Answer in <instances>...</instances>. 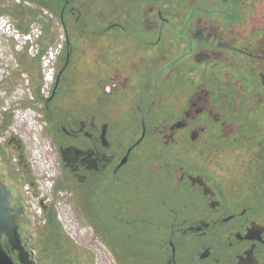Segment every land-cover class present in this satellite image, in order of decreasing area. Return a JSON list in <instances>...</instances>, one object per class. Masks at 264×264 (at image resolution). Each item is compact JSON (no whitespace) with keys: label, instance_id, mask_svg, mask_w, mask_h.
<instances>
[{"label":"flooded vegetation","instance_id":"af4514ba","mask_svg":"<svg viewBox=\"0 0 264 264\" xmlns=\"http://www.w3.org/2000/svg\"><path fill=\"white\" fill-rule=\"evenodd\" d=\"M0 24L30 35L0 29L2 94L21 91L0 181L32 264H65L30 233L49 213L79 264H264V0H0ZM26 133L53 152L48 190Z\"/></svg>","mask_w":264,"mask_h":264},{"label":"built area","instance_id":"2783aa9c","mask_svg":"<svg viewBox=\"0 0 264 264\" xmlns=\"http://www.w3.org/2000/svg\"><path fill=\"white\" fill-rule=\"evenodd\" d=\"M7 27L8 26L0 24L1 31L8 32V36H14L18 43L26 42L28 40L30 35H19L17 31L13 29L8 30ZM43 60L45 61L43 66V74L45 77H47L49 76V71L51 69L48 65L49 57H44ZM3 72L4 67L0 65V77L3 75ZM44 83L46 84V80ZM16 116L17 115H15V117ZM23 139L25 140L26 148L29 154L28 157L30 159L29 161H31L33 170L38 177L43 179V182L41 183L42 189L48 190L47 184L54 173V160L46 156L47 154L45 153L46 150H49V148L47 147L46 142H35L29 137L27 133L23 135ZM57 212L65 232L77 243L91 246V244L88 242L86 233L84 232V228L81 227L77 220L72 216L69 206L63 202H59L57 204Z\"/></svg>","mask_w":264,"mask_h":264},{"label":"water","instance_id":"95a60500","mask_svg":"<svg viewBox=\"0 0 264 264\" xmlns=\"http://www.w3.org/2000/svg\"><path fill=\"white\" fill-rule=\"evenodd\" d=\"M12 200L10 190L0 181V264H15L8 255L6 248L17 251V258L20 264H32L28 252L21 245L18 225L15 223L14 210L9 206ZM1 236L5 237L4 245L1 242Z\"/></svg>","mask_w":264,"mask_h":264},{"label":"rangeland","instance_id":"374dc122","mask_svg":"<svg viewBox=\"0 0 264 264\" xmlns=\"http://www.w3.org/2000/svg\"><path fill=\"white\" fill-rule=\"evenodd\" d=\"M3 37H6V36H1L0 35V55H2L3 54V50L4 49H6L7 47H8V42H6L5 40H4V38ZM17 42L15 41V44H16ZM8 52L4 55V56H2V58H0V59H6L7 58V56H8ZM1 57V56H0ZM5 70H6V68H5ZM27 73H28V71H27ZM30 76V75H29ZM32 83V84H31ZM30 83V85L33 87V88H35L36 89V87L35 86H37V84L36 83H34V82H31ZM19 84L20 83H18V80H17V78L15 77L14 79L12 78V79H9V80H7V82H6V84H5V90L7 91V93L6 94H2L3 92V89H1L0 88V110H1V108H2V106H5L6 105V102H8V103H11L10 102V100H12L11 98L12 97H10V94L11 93H13L14 91H16V95L18 96L19 95V93L21 92V91H18L17 90V88H18V86H19ZM8 90H7V89ZM19 89V88H18ZM10 92V93H9ZM24 100V99H23ZM23 100H22V102H23ZM26 104H28V103H26ZM30 105L28 104L27 105V108H25V109H27V112L29 111V112H32L33 111V109H32V107H30ZM34 112V114L32 115L31 114V119L32 120H34V121H36V119H35V111H33ZM2 116V117H1ZM4 115L2 114V111H0V121L2 120L3 122H1V123H5V125L7 124V125H10V124H12V122H11V119H7L6 120V122L4 121L5 120V117H3ZM15 116V115H14ZM36 124V123H35ZM31 131L34 133V129H31ZM3 133H4V130H3V127L1 126V124H0V138H3V136H5V135H3ZM2 147H5L4 145L2 146ZM7 149V148H6ZM8 152V151H7ZM47 155L46 156H48V157H50V158H52V155H53V152L49 149V150H46V152H45ZM27 155L29 156V154H28V150H27ZM53 159V158H52ZM30 160V159H29ZM30 163H31V161H30ZM53 164H54V162H53ZM54 167H56L55 166V164H54V166H53V168ZM54 170H55V168H54ZM53 170V171H54ZM90 204H91V200H90ZM41 228V227H40ZM40 228H39V226H38V224H36L35 226H33L31 229H30V233L34 236L35 235V240L38 238V239H41V238H43V236L42 235H40L39 234V231H40ZM35 242V241H34Z\"/></svg>","mask_w":264,"mask_h":264},{"label":"trees","instance_id":"16d2710c","mask_svg":"<svg viewBox=\"0 0 264 264\" xmlns=\"http://www.w3.org/2000/svg\"><path fill=\"white\" fill-rule=\"evenodd\" d=\"M88 207L91 208L90 202L88 203ZM39 234L42 235L44 239H52L57 247H60V249L56 248V250H54L56 262H60L59 257L62 255L65 264H79L76 257L74 258L72 255V250L66 248L67 245H70L71 240L63 233L59 223L51 213L47 216L46 223L40 228Z\"/></svg>","mask_w":264,"mask_h":264}]
</instances>
